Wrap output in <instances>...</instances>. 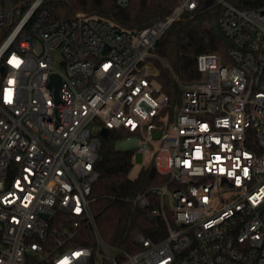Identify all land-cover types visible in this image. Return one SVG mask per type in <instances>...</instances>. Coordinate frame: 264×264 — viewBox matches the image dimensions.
Returning a JSON list of instances; mask_svg holds the SVG:
<instances>
[{
    "label": "built area",
    "instance_id": "built-area-1",
    "mask_svg": "<svg viewBox=\"0 0 264 264\" xmlns=\"http://www.w3.org/2000/svg\"><path fill=\"white\" fill-rule=\"evenodd\" d=\"M215 1L231 46L198 54L200 77L171 100L151 84L154 59L169 68L156 43L198 0L139 30L0 0V264H264V5ZM102 127L165 176L128 199L155 225L133 251L90 209Z\"/></svg>",
    "mask_w": 264,
    "mask_h": 264
},
{
    "label": "trees",
    "instance_id": "trees-1",
    "mask_svg": "<svg viewBox=\"0 0 264 264\" xmlns=\"http://www.w3.org/2000/svg\"><path fill=\"white\" fill-rule=\"evenodd\" d=\"M240 9H255L264 0H228ZM182 0H128L119 5L114 0H44L53 19H66L77 12L107 18L118 26L139 30L165 17ZM221 7L215 0H198L194 10L183 12L156 43V55L169 64L166 67L154 59L155 76L161 90L171 100L179 98L178 82L196 80L200 74L196 68V56L203 52H215L225 58L230 41L218 25ZM126 135L123 129H110L101 137L99 159L95 168L98 178L90 191V209L95 217L101 237L108 244L128 251L135 248L137 232L150 233L154 223L145 210L135 207L128 199L152 185L161 184L165 176L149 165L141 168L133 178L128 176L132 168V150L115 147V141ZM163 230V222H158Z\"/></svg>",
    "mask_w": 264,
    "mask_h": 264
},
{
    "label": "rangeland",
    "instance_id": "rangeland-1",
    "mask_svg": "<svg viewBox=\"0 0 264 264\" xmlns=\"http://www.w3.org/2000/svg\"><path fill=\"white\" fill-rule=\"evenodd\" d=\"M151 84L157 88L159 87V83L156 81L154 76H151ZM91 127L93 129H100V125L99 124H91ZM116 144V143H115ZM132 168L130 169L128 176L130 178H133L137 175L138 171L141 169V167L144 165H147L148 163V157L146 156L145 158H143V154L142 152L138 151L137 149H135L134 153H133V157H132ZM162 166H164L165 161L164 158L161 161Z\"/></svg>",
    "mask_w": 264,
    "mask_h": 264
},
{
    "label": "water",
    "instance_id": "water-1",
    "mask_svg": "<svg viewBox=\"0 0 264 264\" xmlns=\"http://www.w3.org/2000/svg\"><path fill=\"white\" fill-rule=\"evenodd\" d=\"M49 83L54 87V95H55L56 100H58V87L60 83L59 76H57L56 74H52ZM100 135L102 137H106L108 135V128L102 127L100 130Z\"/></svg>",
    "mask_w": 264,
    "mask_h": 264
}]
</instances>
